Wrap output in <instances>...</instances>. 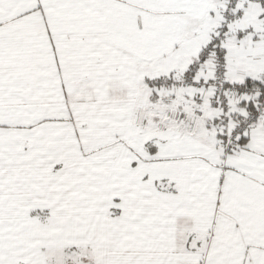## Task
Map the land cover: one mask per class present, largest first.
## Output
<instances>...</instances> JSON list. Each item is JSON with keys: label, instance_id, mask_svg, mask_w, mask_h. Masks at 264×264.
Returning <instances> with one entry per match:
<instances>
[{"label": "snow or ice", "instance_id": "snow-or-ice-1", "mask_svg": "<svg viewBox=\"0 0 264 264\" xmlns=\"http://www.w3.org/2000/svg\"><path fill=\"white\" fill-rule=\"evenodd\" d=\"M0 264H264V0H0Z\"/></svg>", "mask_w": 264, "mask_h": 264}]
</instances>
